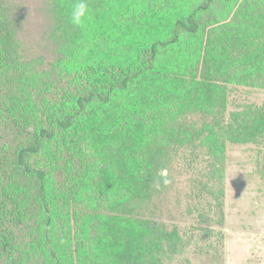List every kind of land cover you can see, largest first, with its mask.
I'll list each match as a JSON object with an SVG mask.
<instances>
[{
  "label": "trees",
  "instance_id": "16d2710c",
  "mask_svg": "<svg viewBox=\"0 0 264 264\" xmlns=\"http://www.w3.org/2000/svg\"><path fill=\"white\" fill-rule=\"evenodd\" d=\"M8 2L0 0V264H186L192 250L212 252L214 231L195 241L142 209L166 194L159 171L173 170L187 146L196 193L216 200L199 217L224 218L229 145L264 149V103L250 99V90L264 94V0L192 9L87 0L81 26L69 20L77 0H53L49 69L22 54ZM221 13L218 32L234 35L216 40Z\"/></svg>",
  "mask_w": 264,
  "mask_h": 264
},
{
  "label": "rangeland",
  "instance_id": "374dc122",
  "mask_svg": "<svg viewBox=\"0 0 264 264\" xmlns=\"http://www.w3.org/2000/svg\"><path fill=\"white\" fill-rule=\"evenodd\" d=\"M8 1L10 8L18 13L17 37L22 54L28 59L41 57L43 59L41 69H49L56 55L51 35L55 18L53 0ZM178 1V7L189 9L203 2V0ZM214 17L215 29L221 34L218 28L226 25V16L221 13ZM204 23L205 29L211 28L209 24L212 22L206 20ZM219 34L216 40L220 36L224 39L234 35L233 31ZM236 60L235 62L241 63ZM250 92L251 100L264 103L263 93L256 94L253 90ZM193 116L194 114L190 118L193 119ZM191 152L190 148L184 146L175 154L172 158L173 170L167 171L171 173V182L166 187V194L147 202L143 206L142 214L157 219L168 228L175 224L180 225L184 232L189 231V235H196L195 241L199 240L198 235L204 233L205 229L214 231L213 251L207 253L192 250L186 264H264V177L261 174L264 149L259 152L249 145H229L223 163L224 218L222 220L215 218L214 222L210 220L205 222L199 217V213L205 214V211L210 209V205L207 206L209 200H213L211 204L215 210L216 200L212 199L207 191L201 196L197 194L198 189H195L191 178V175L197 172L187 171L184 167L183 154L191 159ZM217 166L219 169L222 165L218 163ZM199 169L205 170L206 175L211 169L210 163L205 161V164H200ZM202 175L204 174H199V177L203 178ZM202 180L208 182L205 177ZM179 259L173 264H184V257Z\"/></svg>",
  "mask_w": 264,
  "mask_h": 264
},
{
  "label": "clouds",
  "instance_id": "9594fccd",
  "mask_svg": "<svg viewBox=\"0 0 264 264\" xmlns=\"http://www.w3.org/2000/svg\"><path fill=\"white\" fill-rule=\"evenodd\" d=\"M88 4L87 0H77V2L74 4L71 15H70V23L73 26H81L85 22V20L88 18ZM159 176L163 182L164 185H168L171 181L167 178L168 172L167 169H161L159 171Z\"/></svg>",
  "mask_w": 264,
  "mask_h": 264
}]
</instances>
